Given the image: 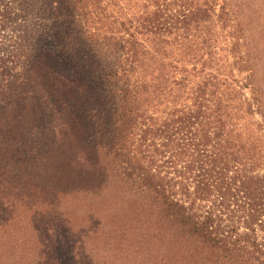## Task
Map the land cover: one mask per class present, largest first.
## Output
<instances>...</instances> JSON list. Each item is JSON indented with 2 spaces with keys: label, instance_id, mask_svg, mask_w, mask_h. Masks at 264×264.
<instances>
[{
  "label": "trees",
  "instance_id": "obj_1",
  "mask_svg": "<svg viewBox=\"0 0 264 264\" xmlns=\"http://www.w3.org/2000/svg\"><path fill=\"white\" fill-rule=\"evenodd\" d=\"M250 5L0 0V228L17 205L37 214L43 179L97 194L112 172L186 264H264V23L251 31Z\"/></svg>",
  "mask_w": 264,
  "mask_h": 264
},
{
  "label": "rangeland",
  "instance_id": "obj_2",
  "mask_svg": "<svg viewBox=\"0 0 264 264\" xmlns=\"http://www.w3.org/2000/svg\"><path fill=\"white\" fill-rule=\"evenodd\" d=\"M250 2L254 6L244 13L256 12L252 31L264 23L259 15L264 0H244L245 5ZM42 181L32 197L43 204L37 214L36 208L17 205L9 212L11 221L0 228V264H186L193 254L161 245L160 237L131 210L133 187L112 172L107 187L97 194L73 191L66 180Z\"/></svg>",
  "mask_w": 264,
  "mask_h": 264
}]
</instances>
